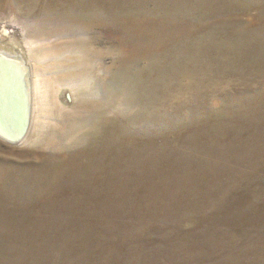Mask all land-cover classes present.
<instances>
[{
  "label": "rangeland",
  "instance_id": "rangeland-1",
  "mask_svg": "<svg viewBox=\"0 0 264 264\" xmlns=\"http://www.w3.org/2000/svg\"><path fill=\"white\" fill-rule=\"evenodd\" d=\"M11 39L0 264H264V0H0Z\"/></svg>",
  "mask_w": 264,
  "mask_h": 264
},
{
  "label": "water",
  "instance_id": "water-1",
  "mask_svg": "<svg viewBox=\"0 0 264 264\" xmlns=\"http://www.w3.org/2000/svg\"><path fill=\"white\" fill-rule=\"evenodd\" d=\"M0 64L3 66L13 65L18 71V83H20L19 92L15 89L13 98L9 103L11 118V124L16 126L13 128L11 134L2 133V137L10 141H19L27 132L30 123V111H31V97H30V81H29V70L25 61L19 54H9L7 52L0 51ZM12 92L10 91V94ZM24 108V112L19 114L18 110Z\"/></svg>",
  "mask_w": 264,
  "mask_h": 264
},
{
  "label": "bare ground",
  "instance_id": "bare-ground-1",
  "mask_svg": "<svg viewBox=\"0 0 264 264\" xmlns=\"http://www.w3.org/2000/svg\"><path fill=\"white\" fill-rule=\"evenodd\" d=\"M17 42L11 39V41L8 43V47L10 49V54H17V52H14L17 47ZM7 49V48H6ZM12 50V52H11ZM5 52L4 50H1ZM9 53V52H7ZM18 71L13 65H6L3 66L0 64V134H11L13 132V128H16L13 124H11V114L9 103L11 100H14V90L16 92L20 90V83H18ZM10 91L12 92L10 94ZM24 109V108H23ZM22 108H20V111L18 110L19 114H22L24 112Z\"/></svg>",
  "mask_w": 264,
  "mask_h": 264
}]
</instances>
